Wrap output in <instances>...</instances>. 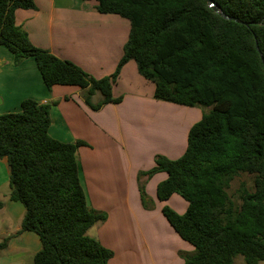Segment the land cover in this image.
<instances>
[{
	"label": "trees",
	"instance_id": "obj_1",
	"mask_svg": "<svg viewBox=\"0 0 264 264\" xmlns=\"http://www.w3.org/2000/svg\"><path fill=\"white\" fill-rule=\"evenodd\" d=\"M100 13L128 19L123 54L110 75L93 77L70 60L33 45L14 20L17 8L34 0H0V45L15 64L33 57L44 84L74 85L92 109L120 102L112 96L122 66L134 60L139 74L154 83L153 97L209 110L187 132L183 153L154 156V165L137 172L141 203L153 206L145 182L154 173L167 177L156 197L178 194L183 213L161 208L174 231L194 247L183 264H244L264 261V0H96ZM262 55V58L260 56ZM102 95L93 103L94 93ZM50 104L25 98L18 111L0 114V158L9 166V198L24 206L20 227L36 233L41 248L33 264H108L112 251L87 234L106 214L86 202L77 149L86 142H63L48 133ZM252 176V188L239 174ZM9 237L0 242L6 246Z\"/></svg>",
	"mask_w": 264,
	"mask_h": 264
},
{
	"label": "crops",
	"instance_id": "obj_2",
	"mask_svg": "<svg viewBox=\"0 0 264 264\" xmlns=\"http://www.w3.org/2000/svg\"><path fill=\"white\" fill-rule=\"evenodd\" d=\"M35 8H17L16 25L30 42L75 63L93 77L110 75L123 54L130 23L117 14L100 13L96 0H34ZM154 83L142 77L134 60L121 68L112 86L120 102L92 109L83 90L74 85L48 88L33 57L13 62L0 45V114L18 111L25 98L50 104L48 133L63 142H86L78 147L77 163L87 204L106 214L87 234L112 251L108 264H183L194 247L183 240L161 212L168 205L183 213L187 202L178 194L156 197L157 184L167 177L154 173L145 182L153 206L140 199L137 172L154 165L156 154L170 159L186 148L187 132L198 113L189 106L153 97ZM99 92L93 103L100 101ZM196 119V121H195ZM195 121V122H194ZM9 166L0 158V264H33L41 248L38 235L20 227L24 206L9 198ZM235 259V258H234ZM232 264H244L242 260ZM259 264H264V261Z\"/></svg>",
	"mask_w": 264,
	"mask_h": 264
},
{
	"label": "rangeland",
	"instance_id": "obj_3",
	"mask_svg": "<svg viewBox=\"0 0 264 264\" xmlns=\"http://www.w3.org/2000/svg\"><path fill=\"white\" fill-rule=\"evenodd\" d=\"M192 108L196 111V113H198L197 118H199L202 113H205L209 110V107H205V106H201V105L192 106ZM195 121H196V119H195ZM240 182H243L247 186V188H249V189L252 188V184H253L252 183V176L249 174L242 173L233 179V181L231 182L230 188H229V192L233 193L235 191V189L239 186ZM240 260H242L241 255H237L234 259L235 262H238Z\"/></svg>",
	"mask_w": 264,
	"mask_h": 264
},
{
	"label": "water",
	"instance_id": "obj_4",
	"mask_svg": "<svg viewBox=\"0 0 264 264\" xmlns=\"http://www.w3.org/2000/svg\"><path fill=\"white\" fill-rule=\"evenodd\" d=\"M205 1L208 3V5H209V6H210L215 12L219 13L222 17H224V18H226V19H230V20L237 21V22H239V23H242V21L239 20L238 18H236V17H234V16H229V15L223 13L222 10H221V8H220L219 6H216V5L214 4L213 0H205ZM260 56H261V58H262L261 53H260Z\"/></svg>",
	"mask_w": 264,
	"mask_h": 264
}]
</instances>
